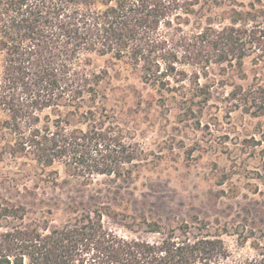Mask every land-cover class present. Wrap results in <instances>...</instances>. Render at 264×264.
<instances>
[{
  "label": "trees",
  "instance_id": "16d2710c",
  "mask_svg": "<svg viewBox=\"0 0 264 264\" xmlns=\"http://www.w3.org/2000/svg\"><path fill=\"white\" fill-rule=\"evenodd\" d=\"M221 1L0 0L2 155L31 159L42 168L61 162L83 183L96 176L130 179L147 153L103 104L105 72L89 71V57L126 60L159 95V105L176 100L168 93L183 90L187 73L178 66L187 65L198 76L223 64L241 73L243 60L253 54L256 65L264 63L262 0H223L226 17L207 16L203 27L205 13ZM191 23L199 31L174 44L163 34H181ZM197 82V95H179L178 104L210 100V87ZM227 99L234 108L261 116L263 81L235 86ZM11 188L0 194V264H264V230L245 222L237 241L248 243L254 255L235 257L221 234H211L205 225L162 227L145 217L135 225L124 223L99 197L70 198L63 209L67 220L53 225L43 216L52 217L58 204L39 198L35 188ZM28 215L33 217L26 221ZM118 227L131 235L120 234Z\"/></svg>",
  "mask_w": 264,
  "mask_h": 264
},
{
  "label": "rangeland",
  "instance_id": "374dc122",
  "mask_svg": "<svg viewBox=\"0 0 264 264\" xmlns=\"http://www.w3.org/2000/svg\"><path fill=\"white\" fill-rule=\"evenodd\" d=\"M221 2L220 7L205 13L203 27L207 16L226 17L221 13L226 11L227 2ZM194 27L191 23L181 34L171 30L163 34L174 44L180 36L199 31ZM254 56L243 60L241 73L235 65L223 64L211 65L205 74L195 76L191 67L178 66L187 73L183 90L168 93V98L176 94V100L164 105H159L156 91L142 83L140 70L126 60L89 57V71L105 72L100 85L103 104L147 157L126 181L96 176L83 183L61 162L42 168L31 159L13 160L2 155L4 144L0 141V194L7 195L15 184L35 188L39 198L59 205L52 217L43 216L53 225L67 220L63 209L70 198L99 197V202L109 204L124 223L134 224L145 217L162 227L180 222L205 225L211 234H221L233 256L254 255L248 243H238L236 234L241 233L243 222L264 230V114L255 117L234 108L227 99L235 86L246 89L255 79L264 85V63L256 65ZM196 78L199 87H210V100L201 105L178 104L179 95L184 99L197 95ZM11 178L18 180L10 182ZM31 217L28 215L26 221Z\"/></svg>",
  "mask_w": 264,
  "mask_h": 264
}]
</instances>
